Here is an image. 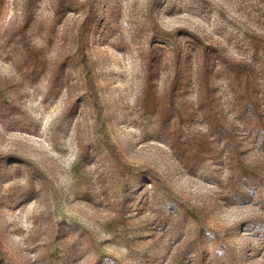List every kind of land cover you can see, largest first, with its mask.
Masks as SVG:
<instances>
[{
    "label": "rangeland",
    "instance_id": "obj_1",
    "mask_svg": "<svg viewBox=\"0 0 264 264\" xmlns=\"http://www.w3.org/2000/svg\"><path fill=\"white\" fill-rule=\"evenodd\" d=\"M0 99L10 264H264V0H0Z\"/></svg>",
    "mask_w": 264,
    "mask_h": 264
},
{
    "label": "trees",
    "instance_id": "obj_2",
    "mask_svg": "<svg viewBox=\"0 0 264 264\" xmlns=\"http://www.w3.org/2000/svg\"><path fill=\"white\" fill-rule=\"evenodd\" d=\"M9 111V112H13L12 110H14L13 105L10 102H6L4 100L0 99V117L3 118V112L4 111ZM13 162H17V161H13ZM11 260L8 256H6L4 254V251L0 249V264H10Z\"/></svg>",
    "mask_w": 264,
    "mask_h": 264
}]
</instances>
